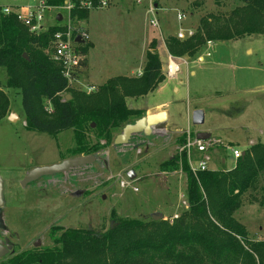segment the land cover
Listing matches in <instances>:
<instances>
[{"label":"rangeland","instance_id":"rangeland-1","mask_svg":"<svg viewBox=\"0 0 264 264\" xmlns=\"http://www.w3.org/2000/svg\"><path fill=\"white\" fill-rule=\"evenodd\" d=\"M43 1L47 0H0V16L6 9L24 13L25 8ZM141 1L138 5L137 0H111L109 8L89 12L85 21L72 17L73 27L82 26L93 44L87 55L89 69L80 73V80L72 89H99L112 79L130 77L132 73L139 77L140 68L147 62L145 47L149 51L153 41L157 42L154 52L161 59L165 77L168 64L165 44L169 37L177 38L181 30L195 32L201 19L227 15L242 5L239 0ZM151 2L158 5V28L150 25L146 13ZM179 14L184 16L182 21L178 20ZM44 25L45 28L55 25L53 13L46 16ZM198 56L188 74L185 67L177 77L166 76L161 90L158 86L145 97L127 98L126 104L134 111L162 106L176 117L178 128L211 134L212 139L205 141L212 146L210 170L230 171L237 162L232 149L244 153L252 142L264 144V36L215 41L206 44ZM200 58L204 60L201 62ZM7 80L6 69L0 68V90L11 102L6 118L0 121V177L5 187L6 226V231L0 229V240L7 238L14 251L54 247L50 237V229L54 227L106 232L115 225L112 212L122 219H146L159 207L163 220L173 223L174 216L182 215L188 208L187 175L178 170L158 176L159 165L168 159L160 151L182 147L177 141L183 135L168 138L150 130L133 137L127 147H115V139L122 131L115 132L108 145L93 121L85 133L87 144L105 145L95 154L94 165L45 177L24 187L23 182L32 170L74 158L71 155L76 141L73 131L51 136L28 130L22 95L7 89ZM174 87H179L180 92L176 93ZM50 108L48 104L45 110L53 115ZM197 110L204 112V123L195 126L191 117ZM146 116L144 113L143 117ZM192 131L187 134L191 140L195 138ZM222 158L225 164L221 163ZM130 171L137 176L134 181L127 177ZM145 175L148 178L144 179ZM122 181L130 186L122 188ZM258 181L243 197L234 218L246 227L250 239L264 240V175ZM36 242L40 246L35 248Z\"/></svg>","mask_w":264,"mask_h":264},{"label":"trees","instance_id":"trees-1","mask_svg":"<svg viewBox=\"0 0 264 264\" xmlns=\"http://www.w3.org/2000/svg\"><path fill=\"white\" fill-rule=\"evenodd\" d=\"M239 1L242 5L227 15L201 19L193 37H169V55L194 60L208 42L264 36V0ZM47 2L61 4V0ZM88 14L75 12L79 22ZM58 30L51 27L33 34L15 15L1 14L0 68L7 71L6 88L22 95L28 130L51 136L73 131L76 147L71 157L95 155L105 145L87 144L85 133L90 125L97 124L100 136L110 143L115 132L143 118L142 111L127 107L126 99L145 97L165 81L161 59L154 52L157 42L153 41L147 52L140 77H118L87 94L72 89L61 64L52 59L51 44ZM90 49L87 42L80 43L79 50L85 56ZM24 54L30 61L23 58ZM82 66L87 68V60ZM66 93L69 95L62 97ZM48 104L53 115L45 110ZM10 106L9 97L0 90V121L6 118ZM182 138L178 142L183 147L188 136ZM244 153L230 171L194 174L187 151L163 163L162 172L182 170L187 175L188 208L173 223L152 218L122 219L112 212L115 225L106 232L54 227L50 229L54 247L14 251L0 258V264H264V240L250 239L246 227L234 218L243 197L264 175V144L251 146Z\"/></svg>","mask_w":264,"mask_h":264},{"label":"built area","instance_id":"built-area-1","mask_svg":"<svg viewBox=\"0 0 264 264\" xmlns=\"http://www.w3.org/2000/svg\"><path fill=\"white\" fill-rule=\"evenodd\" d=\"M110 4L111 0H61L60 5H49L47 1H43L38 5L25 8L24 13L6 9L4 14L15 15L31 33L39 34L49 29L45 28V19L47 15L53 13L55 16V25H53V27H57L59 30L54 34L51 44L52 59L61 64L64 77L68 80L70 86L73 87L79 81L80 73L84 70L82 63L87 60V56L82 54L79 50L80 43H77L76 39L80 38L83 42H87L88 35L82 26L78 29L73 27L72 17L75 16L77 18L75 12L104 10L109 8ZM137 4L141 5L142 1L137 0ZM156 11L157 8L154 3L151 2L146 13L147 16L150 17V25L154 28L159 27L156 18ZM59 15H62V20L60 22L57 21ZM183 19L184 16L179 14L178 20L182 21ZM76 20L78 21V18ZM194 34V31L181 30L178 33L177 38L179 40H186L193 37ZM211 43L212 42H208V45H211ZM180 71V64L177 62L176 58L170 56L167 66V77H177ZM141 74H139V77ZM96 90V87H89L85 92L91 94ZM50 110L53 111L52 108H50ZM209 147H211V145H206V142L191 140L190 138L188 139L187 144L182 147L181 153L187 151L191 170L194 174L200 171L210 170L209 164L212 161V158L209 154ZM194 151H197L202 155L201 160L196 165L191 162V157ZM232 153L236 161L243 156V153L238 149H232ZM120 184L122 188L130 186L129 182L122 181ZM178 218L179 215H175L171 221L174 222Z\"/></svg>","mask_w":264,"mask_h":264},{"label":"water","instance_id":"water-1","mask_svg":"<svg viewBox=\"0 0 264 264\" xmlns=\"http://www.w3.org/2000/svg\"><path fill=\"white\" fill-rule=\"evenodd\" d=\"M61 20H62V15H59L57 21L60 22ZM76 42L83 43V41L80 38H77ZM23 58L27 61H30L29 57L26 54L23 55ZM67 98L69 100L71 99L70 96H68ZM14 117L16 118L17 116ZM165 120H166V114L158 113L143 117L134 124L126 125L123 128L122 132L116 137L114 142L115 147L129 146L133 137L140 136L143 133L150 131V128L158 125L159 123L164 122ZM203 123H204V112L201 110L195 111L193 114V124L195 126H198V125H202ZM92 127L95 128V125H92ZM210 138H211V134L209 133H200L197 135V140L202 142L208 141ZM243 156H245V153H243ZM96 161H97L96 155L80 156V157L67 159L62 163L50 167L36 168L27 175L26 179L23 182V186L26 187L27 185L35 183L38 180L45 177H52L65 173H71L72 171L77 169H84L90 167L94 165ZM127 177L131 181H134L136 179V174L134 171H130ZM4 207H5V187H4V180L0 177V229L6 231V226L3 220ZM151 218L154 221H161L164 219V215L158 212V213H154L151 216ZM7 242L8 240L0 241V258L6 257L13 248L12 245L6 246ZM39 246L40 243L37 242L35 247H39Z\"/></svg>","mask_w":264,"mask_h":264},{"label":"crops","instance_id":"crops-1","mask_svg":"<svg viewBox=\"0 0 264 264\" xmlns=\"http://www.w3.org/2000/svg\"><path fill=\"white\" fill-rule=\"evenodd\" d=\"M155 7L156 8H158V5L157 4H155ZM86 33H87V35H88V41L87 42H89V44L91 45V47H93V44L90 42V38H89V34H88V32L86 31ZM150 42V41H149ZM147 45H149V43L147 42ZM146 45V46H147ZM145 50L148 52V47H145ZM159 51H160V49H159ZM165 54L167 55V57H168V62H169V57H170V55H169V53H168V50H167V48H166V44H165ZM88 55H89V53H88ZM147 55V54H146ZM161 55V54H160ZM177 60V62L180 64V66H181V71H180V75L182 74V72H183V70H184V68L186 67V71L185 72H187V74H188V70H191L192 69V67L194 66V60H190V59H186V58H179V59H176ZM204 59L203 58H200V61L202 62ZM147 63V62H146ZM145 64V63H144ZM167 66H168V64H167ZM145 68V66H143V68H140V71H141V73H142V70ZM88 69H89V63H88V56H87V68H85L84 69V71L85 72H87L88 71ZM162 69H163V72H166L165 70H164V68H163V66H162ZM140 73V74H141ZM137 75H139V74H137ZM191 75H195V73H192L191 72ZM167 75H165V77H166ZM135 77V74H131L130 75V78H134ZM180 77V76H179ZM167 78V77H166ZM79 80H80V78H79ZM181 82H182V80H181ZM161 85H164V83H162ZM159 89L161 90L162 88H160V85H159ZM174 91L176 92V93H179L180 92V89H179V87H174ZM143 113H145V114H148V115H152V114H158V113H165L166 114V120L164 121V122H162V123H159L158 125H156V126H154V127H152L150 130L152 131V132H154V134H157L158 136H161V135H164L165 137L167 136L168 138L171 136H178V135H189V133L192 131L191 129H188L187 128V130H183V128H178V126H177V121L175 120L176 119V117L175 116H173V114L167 109V110H164L163 109V107L162 106H158V107H156L155 109H152V110H149V111H142ZM188 112V111H187ZM191 119H192V121H193V118L191 117ZM191 121V122H192ZM192 124H193V122H192ZM193 132V131H192ZM194 133V135H195V138H192V140H197V135L198 134H200V133H207V132H205V131H201V132H199V131H196V132H193ZM191 139V137L190 136H188V138H187V141H188V139ZM210 139H212V135H211V138ZM209 139V140H210ZM208 140V141H209ZM177 143H178V141H177ZM252 144V146H254V145H256V144H258V143H256V142H252L251 143ZM184 147V146H183ZM212 147V146H211ZM181 149H182V147H179V146H176L175 147V149H174V151H169V150H161L160 152H164V153H166V155H167V157H168V159L165 161V162H167V161H169V160H171V159H173L176 155L178 156L180 153H181ZM209 149H210V147H209ZM159 152V153H160ZM172 152H174V154H172ZM201 158H202V155L201 154H199L197 151H194L193 152V154H192V157H191V162L192 163H194L195 165L201 160ZM165 162H163V163H165ZM212 162V161H211ZM163 163H161L160 165H159V174H158V176L159 175H165V174H168L169 172H162L161 170H160V166L163 164ZM221 163L222 164H225V159H221ZM174 173V172H173ZM176 173V172H175ZM136 178H137V176H136ZM143 178L145 179V178H148L147 177V175H145V176H143ZM176 187V186H175ZM173 188V187H172ZM171 188V189H172ZM170 190L168 189V191L167 192H169ZM184 204V203H183ZM158 209H160L159 207L154 211V213H158L160 210H158Z\"/></svg>","mask_w":264,"mask_h":264},{"label":"flooded vegetation","instance_id":"flooded-vegetation-1","mask_svg":"<svg viewBox=\"0 0 264 264\" xmlns=\"http://www.w3.org/2000/svg\"><path fill=\"white\" fill-rule=\"evenodd\" d=\"M75 171H76V170L72 171L71 173H73V172H75ZM6 240H8V239L5 238L3 241H6ZM0 241H1V240H0ZM36 243H37V242H36ZM36 243L34 244V247H35ZM7 245H11V243H10L9 240H8V242L6 243V246H7ZM6 246H5V247H6ZM12 247L14 248L13 245H12ZM13 248H12V250L10 251V254L14 252V249H13ZM35 248H36V247H35ZM8 255H9V254H8ZM8 255H7V256H8Z\"/></svg>","mask_w":264,"mask_h":264},{"label":"bare ground","instance_id":"bare-ground-1","mask_svg":"<svg viewBox=\"0 0 264 264\" xmlns=\"http://www.w3.org/2000/svg\"><path fill=\"white\" fill-rule=\"evenodd\" d=\"M13 118H15V117H13Z\"/></svg>","mask_w":264,"mask_h":264}]
</instances>
